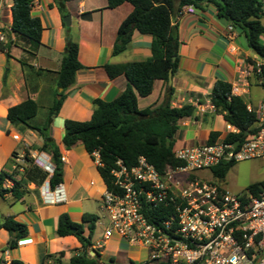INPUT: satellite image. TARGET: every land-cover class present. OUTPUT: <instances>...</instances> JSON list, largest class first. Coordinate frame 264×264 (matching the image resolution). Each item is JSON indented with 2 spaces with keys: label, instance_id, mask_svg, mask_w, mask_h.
I'll return each instance as SVG.
<instances>
[{
  "label": "crops",
  "instance_id": "obj_1",
  "mask_svg": "<svg viewBox=\"0 0 264 264\" xmlns=\"http://www.w3.org/2000/svg\"><path fill=\"white\" fill-rule=\"evenodd\" d=\"M177 1V0H173ZM11 0H0V20L4 25H11ZM65 15H61L53 0H35L31 15L40 20L42 37L35 61L18 47H12L10 58L0 51V173L13 174L21 182L22 198L14 200L9 193L0 198V220L13 218L26 225L27 235L19 240L15 248H8V233L0 229V257L9 263L16 259L23 264H44V257L50 256L46 264L53 260L67 263L71 256L80 253V244L72 236L59 237L55 234L57 218L66 213L73 223H81L83 214L96 217L95 230L104 224L102 194L105 183L97 172L93 156L88 154L83 145L77 143L71 149H65L61 143L66 129L65 120L84 122L89 120L94 110V99L111 101L123 92L127 80L123 75L108 78L103 67L107 64H126L146 60L150 57L151 37L136 30L132 33L128 49L118 55H112V44L116 30L121 21L128 16L131 7L127 4L109 9L107 0H73L64 6ZM69 16L68 24L62 18ZM264 19L262 17L261 21ZM263 22V21H262ZM178 31L179 47L178 70L171 76L173 94L170 98L165 92L161 80H155L152 93L147 97H137L138 109L155 108L163 101L169 100L171 107L191 104L195 108L193 116L177 121L174 148L198 146L206 143L210 132L219 133L217 139L226 135L224 118L209 107L208 96L217 81L232 85L239 71L249 67L245 62L251 59L262 62L247 46L241 33L230 27L224 19L219 18L212 6L202 10L186 12L181 9L172 19ZM263 39V38H262ZM72 40L78 45V59L83 66L75 74L74 85L64 91V101L59 113L47 126L48 137L58 147L62 169V188L66 200L60 204H45L41 193L50 188L53 171L38 165L34 157L46 165L52 166L50 153L39 150L43 135L23 124L11 126L6 119L8 109L23 101L32 99L37 102L39 110L28 125L42 128L47 121V113L56 89V72L66 42ZM20 59L29 62L33 71L39 76L29 77L27 84ZM5 78V87L2 81ZM248 93L240 97L243 102L256 107L258 102L250 101L253 88H263L254 77H250ZM2 92L4 95L2 97ZM201 105L204 113L197 111ZM17 136L18 139H13ZM16 156H18L16 158ZM11 180L6 179L2 188L11 187ZM5 189V188H4ZM88 231L85 229L86 234ZM100 243H99V242ZM93 248L101 249V258L106 251L105 245L113 244L114 250L108 255L118 264L117 255L132 259L126 248L134 245L125 244L115 238L93 241ZM110 252V251H109ZM62 253V254H59ZM92 252L89 256L92 257ZM100 258L99 264L102 263ZM108 258V259H109Z\"/></svg>",
  "mask_w": 264,
  "mask_h": 264
},
{
  "label": "trees",
  "instance_id": "obj_2",
  "mask_svg": "<svg viewBox=\"0 0 264 264\" xmlns=\"http://www.w3.org/2000/svg\"><path fill=\"white\" fill-rule=\"evenodd\" d=\"M11 1V34L8 35L5 43H0V51L10 58L11 48L18 47L30 57V62H34L42 37L41 22L31 15L32 4L35 0ZM70 1L73 0H53V3L59 13L64 16V6ZM123 3L129 5L131 11L117 27L115 41L112 44V55H118L128 49L132 33L136 30L142 35L151 37L150 57L122 65H105L103 69L108 78L113 79L120 74L126 78L125 89L108 102L94 99V110L89 120L84 122L65 120L66 132L61 140L65 149H71L80 143L88 154H98L101 162L96 169L109 191L113 187L111 171L115 169L118 162L130 168L137 164L141 156L158 171H162L166 166L174 167L182 164L173 155L177 121L183 117L193 116L195 108L191 104L173 108L169 100H165L155 108L143 110L137 107V97L145 98L152 93L155 80H161L167 84L168 71L174 74L178 70L177 48L180 42L177 27L171 23L173 17L178 15L184 6H192L196 10H202L207 5L212 6L218 17L226 20L231 25L230 27L241 33L250 51L264 62V41L262 39L264 24L261 21L264 16V0H177L176 2L173 0H107V7L114 9ZM78 51V45L74 41L66 42L60 66L56 72V89L53 92L46 124L42 128L28 125L39 110L37 102L32 99L10 107L6 113V119L11 126L23 124L43 135L39 150L50 153L54 165L49 184L51 189L61 182L62 169L59 149L48 137L47 126L59 113L65 98L64 91L74 85L75 74L83 67L78 59ZM19 61L27 84H29L31 75L35 77L34 82H36L39 74L32 70L29 62L22 59ZM245 62L252 66L255 64L251 59ZM2 84L3 89L5 78ZM57 89L61 91L58 93ZM165 92L170 98L173 88L165 85ZM3 95L4 92H2V97ZM208 100L213 105L215 113L222 115L227 124L239 131L238 135H227V141L239 140L246 132L253 131V124L256 121L255 114L248 112L243 100L231 93L230 84L222 81L214 83ZM218 137L219 133L212 131L206 143H214ZM232 163H222L216 168H211L214 177L223 179ZM6 179L12 181L9 189L2 188ZM20 183L13 178V174L1 172L0 198L9 193L14 200L21 199L23 192ZM261 185L262 183L252 184L248 190L254 195L259 192ZM167 213L168 211L158 207L146 214L152 221L153 219H164ZM96 221V217L91 214H83L81 223L71 222L66 213L58 216L55 234L59 237H74L79 242L81 250L77 255L71 256L66 264L100 263L101 249L93 248L94 245L91 242ZM0 229L8 233V248L11 249L15 248L19 240L27 235L26 225L11 217L0 220ZM85 229L88 231L86 234H84ZM90 251L94 252L93 257L89 256ZM112 258L108 259L107 264H118ZM49 259L50 256H45L44 264ZM0 264L23 263L16 259L6 263L0 257ZM52 264L65 263L53 260ZM125 264H136V262L129 259Z\"/></svg>",
  "mask_w": 264,
  "mask_h": 264
},
{
  "label": "built area",
  "instance_id": "obj_3",
  "mask_svg": "<svg viewBox=\"0 0 264 264\" xmlns=\"http://www.w3.org/2000/svg\"><path fill=\"white\" fill-rule=\"evenodd\" d=\"M182 9L194 10L192 6ZM10 34V26L0 20V43ZM250 77L264 86L263 61L239 71L231 93L247 94ZM209 107L214 110L211 103ZM196 108L205 112L199 104ZM246 109L255 114L251 133L227 141V135L239 131L226 123L225 137L214 143L174 148V158L182 162L179 166L158 171L141 156L130 168L116 163L111 171L112 190L105 187L101 199L106 221L103 240L113 237L144 250L146 258L139 264H264V180L258 193L235 195L195 176L222 163L254 159L264 163V101L256 107L247 104ZM92 156L99 166L98 154ZM33 160L49 171L54 169L37 157ZM41 196L48 205L66 200L61 182ZM158 207L168 211L167 216L152 222L146 213Z\"/></svg>",
  "mask_w": 264,
  "mask_h": 264
},
{
  "label": "rangeland",
  "instance_id": "obj_4",
  "mask_svg": "<svg viewBox=\"0 0 264 264\" xmlns=\"http://www.w3.org/2000/svg\"><path fill=\"white\" fill-rule=\"evenodd\" d=\"M264 24V19L262 20ZM264 41V36H263ZM250 101H260V99H264V89L263 88H253L252 92L249 96ZM195 176L201 180L206 182H211L220 188L230 191L235 195L240 193L248 192V187L255 183H262L264 180V163L259 159L254 160H246L241 162H233L230 168L227 169L223 179H217L214 177L212 169H205L201 171L195 172ZM106 225V221L104 219L103 226H98L97 230L93 233V241H97L101 238L103 234L104 227ZM110 241H114L115 238H109ZM99 242V241H98ZM100 243V242H99ZM125 243V242H123ZM127 244V243H125ZM106 251L101 258L102 263H108V255L114 250L115 247L113 244L105 245ZM121 250V251H120ZM127 252L122 251V249H118V251L123 253H128L130 257L136 262V264L141 263L145 260L146 255L145 251L137 248V246L126 248ZM110 251V252H109ZM93 257V255H92ZM120 257V258H119ZM119 258V259H118ZM115 259H118L120 263H127V258L124 256L117 255Z\"/></svg>",
  "mask_w": 264,
  "mask_h": 264
},
{
  "label": "water",
  "instance_id": "obj_5",
  "mask_svg": "<svg viewBox=\"0 0 264 264\" xmlns=\"http://www.w3.org/2000/svg\"><path fill=\"white\" fill-rule=\"evenodd\" d=\"M68 21H69V16H66V17L62 18V22H63L65 25L68 24ZM172 61H174V58H172ZM171 76H172V73H171V71L169 70V71H168V80H167V85H168V87L171 86ZM60 91H61L60 89H57V92H58V93H59ZM58 97H59V96H58ZM58 97H57V98H58ZM245 134H246V133H245ZM235 145H238V142H236ZM92 254L94 255V252H92Z\"/></svg>",
  "mask_w": 264,
  "mask_h": 264
}]
</instances>
